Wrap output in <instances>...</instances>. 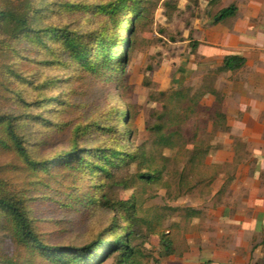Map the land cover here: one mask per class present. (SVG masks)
<instances>
[{
    "label": "rangeland",
    "instance_id": "obj_1",
    "mask_svg": "<svg viewBox=\"0 0 264 264\" xmlns=\"http://www.w3.org/2000/svg\"><path fill=\"white\" fill-rule=\"evenodd\" d=\"M32 1L36 9L31 13L32 23L39 29L54 27L86 34L102 31L109 36L126 35L127 21L131 19L124 17V24L115 27L93 12L94 4L108 0ZM143 2L147 16L137 22L124 64L108 72V83L94 74L82 75L80 66L68 60L63 47L48 36L46 45L40 46L34 38L12 41L0 34V113L19 119L29 154L36 161L49 159L58 150L68 148L73 139L83 148L100 143L91 132L75 136L74 131L97 123L113 126L116 113L121 127L129 126L127 133L132 131L128 144L152 153L150 128L167 122L170 115L174 130L185 145L154 150L155 167L165 170L162 182L149 185L136 182L129 189L116 183L121 179L128 181L136 173L135 165L115 172L114 181L104 179L102 174L74 171L57 173L52 178L33 170L11 148L0 146V184L4 190L29 197L34 225L47 244L81 246L111 225L125 227L134 214L140 232L133 245L142 251L143 264H172L184 253H193L197 248L202 251L206 210L207 213L210 210L206 208L202 187L194 189V179L206 176V168H198L190 182L185 179L177 182L178 174L188 167L193 139L196 143L210 140V156H214L221 147L224 132L206 128V107L220 106L218 98L206 97L208 0ZM176 93L179 95L173 98ZM125 109L128 120L120 116ZM186 115L189 120L183 124ZM40 141L45 144H39ZM219 166L209 170L210 174L214 171L218 174L213 191L223 183L227 185L221 197L215 198L216 203L228 192V179L235 163ZM171 172L177 174L170 176ZM190 210H196L198 216L190 217ZM164 233L173 241L179 257L163 255L159 236ZM5 261L67 264L24 249L0 232V264ZM103 264H113V257Z\"/></svg>",
    "mask_w": 264,
    "mask_h": 264
},
{
    "label": "trees",
    "instance_id": "obj_2",
    "mask_svg": "<svg viewBox=\"0 0 264 264\" xmlns=\"http://www.w3.org/2000/svg\"><path fill=\"white\" fill-rule=\"evenodd\" d=\"M220 1L208 0L207 14L213 22L231 18L237 11L235 5L217 10ZM72 6L79 7L75 4ZM92 9L98 16L113 23L115 27H121L124 24V17L131 16V19L127 21V34L109 36L102 31L86 34L67 28L47 27L39 29L32 23L33 15L31 13L36 10L32 0H0V34L12 41L20 38H34L40 46L46 45L45 36H48L50 41L63 47L68 60H72L80 66L81 71H83L82 75L85 73L94 74L97 79H102L108 83L110 82L107 76L108 72L118 65L123 66L136 24L146 18L147 9L143 0H108L104 4H94ZM244 64V58L233 54L226 55L222 66L216 69L214 73L235 71L242 68ZM213 80L214 78L211 76L206 77V97L214 96L219 99L218 93L213 88ZM113 81L117 86L118 78ZM177 95L179 93L174 94L173 98ZM206 115L208 116L206 128L209 126L212 132L215 129L228 132L226 116L221 112L220 106L206 107ZM120 116L128 120L126 109ZM115 117L116 123L113 126L97 123L82 130L74 131L75 136H83L87 132H91L95 139L100 140V143L94 144L90 148H83L73 139L68 148L58 150L49 159L36 161L29 154L28 141L21 134L19 119L9 113H0V146L11 148L33 170L52 178L57 173L63 174L67 171H74L102 174L104 179L114 181L115 172L124 167L135 165L136 173L128 181L121 179L116 183L123 184L124 188L129 189L136 182L145 185L162 182L165 170L155 167L154 150L174 149L185 145L184 139L177 130H174L172 119L169 118L170 115L168 116V123L159 122L150 128L154 146L152 153L147 152L144 148H134L131 143L128 144L133 135L132 131L127 133L126 128L129 126L121 127L117 113ZM188 120L189 116H184L183 124ZM38 143L45 144V141ZM192 145L191 154L187 159L188 167L179 172L177 182H181L183 179L190 182L189 178L194 176L195 171L204 167L206 168V176L194 179V189L202 187L201 191L205 193V200L219 199L227 185L223 183L214 193L213 182L218 174L215 171L210 174L209 170L220 168V166L207 163L212 150L210 140L206 138V143H196L193 139ZM176 174L171 172L170 176ZM232 180L233 176L228 179L230 183ZM29 203L30 199L26 195L4 190L0 184V232L6 234L18 246L29 251H35L42 257L54 259L57 263L65 261L67 264H103L113 257V264H143L142 251L133 245V240L140 232L136 221L137 217L134 214L130 215V221H127L129 224L125 227L120 228L111 225L107 230L105 229L106 233H101L86 244L57 246L47 244L38 234L34 225L35 220L31 217ZM129 206L131 209L134 208L133 203ZM188 212L191 214L190 217H197L199 214L196 210ZM159 244L164 256H180V254H175L173 241L167 234L164 233L159 236ZM4 264L14 263L5 261Z\"/></svg>",
    "mask_w": 264,
    "mask_h": 264
},
{
    "label": "crops",
    "instance_id": "obj_3",
    "mask_svg": "<svg viewBox=\"0 0 264 264\" xmlns=\"http://www.w3.org/2000/svg\"><path fill=\"white\" fill-rule=\"evenodd\" d=\"M230 5L236 14L213 22L206 3L205 50L206 77L214 78L229 128L207 163L234 162L233 180L222 200H206L202 251L172 264H264V0H221L217 10ZM230 54L244 66L215 74Z\"/></svg>",
    "mask_w": 264,
    "mask_h": 264
}]
</instances>
